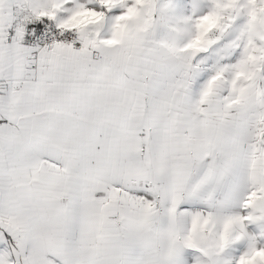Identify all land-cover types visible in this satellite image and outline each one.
I'll return each instance as SVG.
<instances>
[{"label": "snow or ice", "instance_id": "1", "mask_svg": "<svg viewBox=\"0 0 264 264\" xmlns=\"http://www.w3.org/2000/svg\"><path fill=\"white\" fill-rule=\"evenodd\" d=\"M0 264H264V0H0Z\"/></svg>", "mask_w": 264, "mask_h": 264}]
</instances>
